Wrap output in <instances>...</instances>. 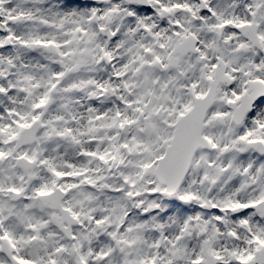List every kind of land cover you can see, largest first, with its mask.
<instances>
[{"label":"snow or ice","instance_id":"snow-or-ice-1","mask_svg":"<svg viewBox=\"0 0 264 264\" xmlns=\"http://www.w3.org/2000/svg\"><path fill=\"white\" fill-rule=\"evenodd\" d=\"M0 264H264V0H0Z\"/></svg>","mask_w":264,"mask_h":264}]
</instances>
